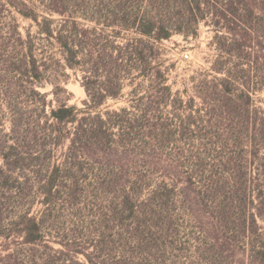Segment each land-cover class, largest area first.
Masks as SVG:
<instances>
[{
    "label": "trees",
    "instance_id": "trees-1",
    "mask_svg": "<svg viewBox=\"0 0 264 264\" xmlns=\"http://www.w3.org/2000/svg\"><path fill=\"white\" fill-rule=\"evenodd\" d=\"M45 8L46 17L18 10L34 22L40 42L29 33L22 37L16 24L6 23L0 35V105L11 111L10 133L0 141V264H167L172 243L148 244L146 238L174 233L168 234L169 209L177 194L204 237L195 251L218 247L212 257L222 264H264V230L257 224V218L264 220V111L251 109L250 94L256 90L249 77L259 71L258 53L264 52L263 41L251 35L264 0H47ZM199 23L235 36L220 37L226 54L250 56L247 49L257 50L248 68L238 71L245 80L229 72L196 87L206 104L214 102L213 110L240 116L249 136L237 144L240 153L214 156L209 170L200 157L163 159L162 142L134 144L140 131L171 136L175 131L168 129L176 127V119L183 130L202 122L176 114L182 102L169 101L168 70L158 63L161 41L173 34L195 38ZM52 48L61 62L49 53ZM65 68L81 75L87 96L82 107L59 98V91H66L58 72ZM215 70L222 74V68ZM140 77L147 81V95L133 108L139 116L128 108L99 110L122 97L129 79ZM238 80L241 88H235L239 95L233 99ZM46 83L57 105L45 114L46 102L33 99L43 118L38 115L28 126L13 97L29 90L44 98L35 87ZM167 106L176 114L171 119L161 112ZM217 143L212 152L223 150L225 145ZM151 172L160 182L141 201V194L156 185ZM35 202L41 208L32 214ZM207 203L213 205L211 214L204 210ZM207 240L209 248L200 250ZM195 255V263H211Z\"/></svg>",
    "mask_w": 264,
    "mask_h": 264
},
{
    "label": "rangeland",
    "instance_id": "rangeland-1",
    "mask_svg": "<svg viewBox=\"0 0 264 264\" xmlns=\"http://www.w3.org/2000/svg\"><path fill=\"white\" fill-rule=\"evenodd\" d=\"M19 5V8L28 11L29 13L35 14L38 17L48 16L46 13L45 5L47 0H11ZM14 6L9 4V0H0V35L5 33V24H16L18 32L25 37L27 33L36 38H40L37 35V27L34 22L30 19L22 17L18 10ZM57 16H53V19H57ZM254 33L252 36L259 37V40L263 41L264 48V11L259 12L255 16ZM6 28V27H5ZM253 31V30H252ZM129 33V32H128ZM241 33V32H238ZM133 35V34H128ZM220 37H227L229 39H234L235 36L228 33L226 30L217 31L216 28L210 24L199 23L197 27V35L195 38L188 37L184 38L180 34H173L172 37L168 40H163L159 43V52L158 63L162 69L168 70V75L166 78V85L170 87V98L169 101H181L182 108L181 111L176 112L177 115H181L183 118L188 116L201 117L202 122L191 124L190 127L182 129L179 121L176 119L173 121L176 127H170L169 132L175 131L171 136H162L160 132H157V135L149 136L147 130L144 131V134L139 132L135 136L134 144H158L162 142V156L163 159L169 160H193L196 158L205 159L207 163V170L210 166L214 164V156L217 157H229L233 153L239 152L237 144H241L247 140L246 132L243 129L244 126L240 124L242 118L235 113H232L231 116L227 117L225 111H221L219 108L213 110L212 105L213 101H208L209 105L204 102V97L198 94L197 86L202 82V80L210 81L216 83L214 79H220L229 72L238 76L239 79H243L244 74L238 73L240 68H248V61L253 60V52H257L255 46L253 49H247L248 54L244 53L241 57L232 54H226V41ZM223 52H221V49ZM49 53H52L54 58L61 62V56L59 51L55 48H52ZM38 59L41 58L39 50L37 51ZM262 55V56H261ZM260 56L259 59V71L257 73H250V78L252 79V85L255 92L250 94V103L251 109H260L264 111V52L261 51L258 53ZM224 63V64H222ZM250 65V64H249ZM221 66V67H220ZM216 68H222V74L217 73ZM64 74V76H62ZM247 77V76H246ZM58 78H60L59 85L65 89L66 92L59 91V98L64 99L67 105H75L77 107H82V101L87 98L84 88L81 86L79 73L75 74L68 68H65L62 72H58ZM241 80L235 82L234 89L241 88ZM147 81L143 78H136L132 83L130 79L128 80V87L123 90V95L121 98L116 100H107L104 105H102L99 110L103 113L106 110H118L120 108H128V111H131L134 115H140L139 111L134 110L139 99L146 97L144 90L146 89ZM133 89H138L139 92L131 93ZM233 89V87H231ZM233 91V96L238 99L239 93ZM35 90L40 95H45L44 98H39L38 95H32L29 90L25 94L16 95L13 97L14 105L24 114V117L29 122L30 126L33 122V119L43 118L41 110H38L33 102L35 100H44L45 104V114H47L50 108H53L57 105L56 99L51 93L52 85L46 83L44 86H36ZM212 99H220L217 97H212ZM253 110V111H254ZM163 117L172 118L176 114L173 113V108L171 106L165 107L161 110ZM11 111L4 106L0 105V141L2 140L3 135H7L11 130ZM43 123V122H42ZM41 123V124H42ZM186 124V121H185ZM253 124H250V128ZM185 127V126H184ZM165 134V133H164ZM11 140L8 142V145L11 144ZM169 142V143H168ZM217 142H222L225 146L222 151L212 152L210 148H214V144ZM168 143V144H167ZM235 143V144H234ZM67 147L65 143L64 147L58 152V157L61 152H63ZM236 147V148H235ZM1 148V147H0ZM234 153V155H235ZM245 152L242 151V159L244 160ZM245 163V162H244ZM188 164V163H187ZM191 164V163H190ZM248 164V162H247ZM3 165V161L0 156V167ZM191 165H189L190 168ZM247 170L251 166H246ZM187 167H184V171ZM190 170V169H189ZM152 184L153 187L150 190L143 192L141 194V201L146 200L150 197L152 190L156 188L160 182L158 176L159 174H153L152 172ZM178 191V190H176ZM193 195V194H192ZM200 195V194H199ZM177 200V204L174 207H170L172 230L168 232H174L168 238L159 239V237H164L163 235L156 233V236L146 238L148 244L154 242H163L166 241L167 244L172 243V247L166 250L167 257L169 260L167 264H203V262L195 263V254H202L204 256V261L210 260V264H222L221 261L213 258L212 255L220 252L219 248H214L210 252H197L195 251V246L199 241H203L204 237L200 231L195 228L197 224L194 225L192 220L186 216L189 214L181 206L182 198L181 194L174 195ZM184 196V195H183ZM201 196H204L203 194ZM207 206L204 207V210L211 212L213 211V205L207 203ZM40 204L33 205L31 213L35 214L40 209ZM176 216V217H175ZM208 222H210L208 220ZM208 222L204 219L205 227L208 226ZM211 223V222H210ZM257 224L264 230V220L257 218ZM170 226V227H171ZM209 228V226L207 227ZM207 234L209 231H206ZM154 233V232H153ZM213 235H210V237ZM157 241H156V240ZM207 240L206 247H201L200 250L209 248L210 243ZM56 248L58 246H55ZM186 248V249H185ZM188 248V249H187ZM129 250V249H128ZM155 250H152V253H155ZM177 256V257H171ZM225 256V252L222 257ZM80 259H84L82 256ZM216 260V261H213ZM214 262V263H213ZM220 262V263H219ZM209 264V263H206ZM225 264V263H224Z\"/></svg>",
    "mask_w": 264,
    "mask_h": 264
}]
</instances>
